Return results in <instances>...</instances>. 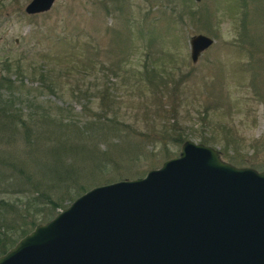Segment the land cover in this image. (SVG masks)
Segmentation results:
<instances>
[{
	"label": "rangeland",
	"instance_id": "obj_1",
	"mask_svg": "<svg viewBox=\"0 0 264 264\" xmlns=\"http://www.w3.org/2000/svg\"><path fill=\"white\" fill-rule=\"evenodd\" d=\"M28 1L0 0V74L7 73L14 82V90L2 89L0 96L11 100L12 112L24 117L30 113L33 120L25 118V128L17 124L15 134L14 126L4 119L6 113L0 110V154L8 158L19 154L17 158L29 160L30 147L23 131L34 134L38 130L39 137H47L41 130L42 111L47 107L66 108L74 118H81L83 110L87 115L98 111V99L93 96L98 89L95 84L106 81L109 71L105 67L112 65L119 67L118 76L107 77L108 82L116 84L114 109L118 110V119L153 134L151 129L158 131L161 123L174 121L159 117L154 120L155 127L148 125L145 109L151 114L162 106L138 77L145 65H153L166 79L169 91L175 84L170 96L163 97L165 91L155 96L161 105L174 101L172 105L178 111L175 127L186 139L198 143L207 138L205 145L217 149L224 161L264 170V0H54L48 11L33 15L23 11ZM198 33L213 42L192 63L188 39ZM75 58L85 62L91 58L94 69L80 71L79 64L84 63L79 62L67 76L52 78V74L43 84L38 80L40 67L55 65L62 71L67 65L64 62ZM5 65L8 67L3 70ZM16 66L22 72L17 73ZM47 79H55L53 92L48 91ZM75 84L81 90L88 85L91 89L80 95ZM140 143L143 148L139 155L130 158L119 151L122 159L118 155L108 160L102 170L91 171L89 164L76 156L72 165L82 167L80 181L89 189L143 176L148 169L177 156L180 147L170 140L160 143L149 138ZM104 149L107 145L101 143L99 151ZM32 150L34 162L39 164L43 161L41 148ZM28 165L30 168L34 163L30 160ZM24 187L25 193L19 196L0 191V198L22 205L30 190ZM36 199V206H29L28 213L48 217L44 200ZM71 201L64 200L61 207ZM62 208L53 209L48 220Z\"/></svg>",
	"mask_w": 264,
	"mask_h": 264
},
{
	"label": "water",
	"instance_id": "obj_2",
	"mask_svg": "<svg viewBox=\"0 0 264 264\" xmlns=\"http://www.w3.org/2000/svg\"><path fill=\"white\" fill-rule=\"evenodd\" d=\"M54 0H29L28 15ZM213 40L189 37L195 63ZM0 264H264V170L184 140L143 176L85 190L35 224Z\"/></svg>",
	"mask_w": 264,
	"mask_h": 264
},
{
	"label": "trees",
	"instance_id": "obj_3",
	"mask_svg": "<svg viewBox=\"0 0 264 264\" xmlns=\"http://www.w3.org/2000/svg\"><path fill=\"white\" fill-rule=\"evenodd\" d=\"M81 60H78V58L67 60L64 62L67 65H65L62 71H57L55 65L49 67L46 64L37 70L38 80L43 84L44 79L47 78L46 76L52 74H55V77L52 78L67 76L69 71L76 70L73 66L79 64V62L84 63L79 64V67L82 69L80 71H91V69H94V63L91 58L86 61L89 62L88 67L85 65L86 62ZM7 67L8 65H5L3 70L7 69ZM15 68L17 73L22 72L17 66ZM105 69L109 71V74L105 77L106 81L95 84V86H98V89H96V94L93 95L98 99L96 107L98 111L87 115L88 113L86 114L83 110L82 113H79L81 118H74V115L66 108L57 106L54 108L47 107L43 109L41 115L44 125V128L41 130L45 132L47 137H44V135L39 137L40 132L38 130L34 134L33 132L28 134L30 131L26 132L25 129L23 131V138L30 147L28 151V153H31L30 159H19L17 158L19 154H17V157L11 155V158L10 156L8 158L4 154H0V191L14 193L19 196L25 193L23 191L25 190V185L28 186L27 188H30L28 190L29 194L26 195V203L24 202L22 205H17V203L14 205L9 200L0 198V255L35 224L47 221L50 215H52L51 211L53 209L57 207L62 208L61 203L64 200L71 201L87 189L85 184L80 181L82 176L80 169L82 167L78 168L79 166L72 165L73 156L79 158L81 162H87L91 167V171H97L105 168L107 161L112 160V158L115 159L118 155H121L122 159V154L118 153L119 151L125 153L124 155L130 158L139 155L143 148L140 142L143 140L147 141L150 138L152 142L159 141L160 143L170 140V142L178 145L186 140L187 137L184 133H181V129L175 127V115L178 111L175 110L176 105H172L174 101L170 100L171 104L169 102L166 103L169 104L168 106L166 104L161 105L159 98L155 96L156 93L161 91H165L163 93L166 95L161 94L163 97L170 96L171 93H174L175 84L172 85L169 91L166 79L157 72V69L153 65L149 68L145 65L139 73L138 79L142 81L141 83L146 87L149 94L153 95L157 103L162 106L160 110H156L157 108L153 109L151 114H148L149 110L145 109L146 116H149L147 118L148 125L155 127L154 120L159 117L172 118L174 120L171 123H161V128L158 131L151 129L154 135H150L148 131L145 133L132 125L133 123L118 119V110L114 109V105L117 103L114 95L116 84L108 82L107 77L109 75L113 77L118 76L117 71L119 67L112 65V67H105ZM85 75L88 74H82L81 76ZM17 79L20 80L21 77L18 76ZM47 80L46 86L48 87V91L53 92L52 87L54 85L52 82L55 79ZM13 83V80L9 78L7 73L0 74V94L2 89L8 92L11 89L14 90ZM75 87L77 93L80 95L86 94L91 89L90 85L82 90L78 87V84H75ZM89 93L88 95L92 97L91 91ZM86 98V104L90 105L91 101L88 99L89 97ZM0 103L2 104L0 105V110H3L1 113H6L4 119H8L9 124L14 126L15 134L17 133V127H15L17 124L25 128L27 121H33L32 114L30 113L24 117L17 112H12L9 109L12 106L11 100L3 99L0 96ZM170 112L173 115L169 118L166 117L165 115H168ZM2 118H0L1 121ZM155 137L161 140H157ZM40 138L47 139L41 141ZM206 140L207 138H202L199 142L205 144L207 143ZM101 143H104L105 146L107 145V149L99 151ZM34 147L41 148L42 156L40 159L43 161H39V164L34 162L35 157L32 156V149ZM69 156H71V159ZM167 157L169 156H165V158ZM30 160L34 165L29 168L27 166H31L28 165ZM39 166L43 167L42 169L45 172L42 173ZM91 171L88 173H91ZM36 198L44 200L42 201L46 204V212L48 211L46 215L49 214L48 217L44 214L38 218L37 215L28 213L31 210L29 206H36H34L35 201L37 202ZM42 218L44 219L41 220ZM8 232H11V234Z\"/></svg>",
	"mask_w": 264,
	"mask_h": 264
},
{
	"label": "flooded vegetation",
	"instance_id": "obj_4",
	"mask_svg": "<svg viewBox=\"0 0 264 264\" xmlns=\"http://www.w3.org/2000/svg\"><path fill=\"white\" fill-rule=\"evenodd\" d=\"M5 251H6V250H5ZM5 251H4V252H5ZM4 252H3V253H4Z\"/></svg>",
	"mask_w": 264,
	"mask_h": 264
}]
</instances>
